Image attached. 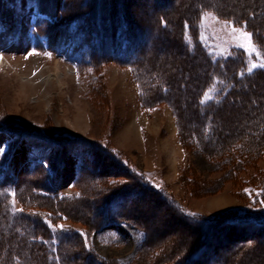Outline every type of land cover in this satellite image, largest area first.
Instances as JSON below:
<instances>
[{"label":"rangeland","instance_id":"obj_1","mask_svg":"<svg viewBox=\"0 0 264 264\" xmlns=\"http://www.w3.org/2000/svg\"><path fill=\"white\" fill-rule=\"evenodd\" d=\"M162 1L41 0L47 12H39L35 0H0V38L4 32L10 43L1 54L0 67V134L9 137L0 154L4 170L0 175V189H4L0 190V264H5L13 254L7 253L17 249V244L25 248L26 255L40 253L39 246H31L29 236L20 237L11 230L15 213H47L32 203L34 208L25 206L33 192L28 197L26 191L22 193L24 188H19L33 159L44 165L34 176L39 185L52 181L60 198L75 199V204L70 202V211L64 210L71 216L61 215L58 226L73 229V235L76 232L84 246L109 264H186L188 255L199 244L205 245L203 257L190 264H223V260L225 264H264V227L260 230L246 220L248 211L264 209V136L241 133L247 117L235 109L228 110L225 126H221L224 120L219 117L217 124L220 122L222 128L218 134L213 133L214 138L211 135L213 144L207 146L204 135L208 136L210 129L204 130V135L197 130L188 137L183 134L187 127L199 129V113L191 103L189 90L180 95L174 91L173 102L154 101L162 85L168 87L164 77L169 72H174L172 77L180 82L187 76L189 88L195 81L193 90L205 82V56L198 55L197 59V54H191L188 58L189 51L195 48L192 37L200 40L215 63L236 59V51H242L248 69L253 62L264 60V52L252 37L261 57H250L232 37L231 24L235 23L213 10L203 11L193 24L194 32L188 22H183L186 45H181L176 31L171 32L169 27L156 30L155 13L168 8L169 0ZM211 1L219 0H174L172 7L177 6L179 11L183 4L186 13H192ZM229 1L233 5H251L252 0ZM261 1L260 10H264V0ZM119 12L133 19L130 32L137 41H147L149 27L154 28V34L158 32L154 52L143 63V68L150 67L152 71L147 73L131 65L128 60L132 55L121 62L108 59L112 36L98 43L102 26L111 33ZM75 17H81L78 27L70 23ZM176 18L177 14L172 15L169 22L174 23ZM38 19L41 31L34 24ZM97 23L102 24L101 30ZM91 50L104 54L103 59H91ZM57 72L60 81L52 75ZM49 76L53 79L48 80ZM202 92L203 101L206 93L212 98L215 94L212 88ZM260 97L264 96L259 94L257 98ZM15 132L21 134L24 144L13 147ZM36 143L54 149L50 153L53 164L48 165L40 157L43 147L33 145ZM78 165H84L83 180L75 186ZM130 174L136 178H130ZM137 178H142L154 192L137 190ZM156 191L187 217L211 221V232L208 236L205 233L207 239L197 229L189 228L177 211L165 206ZM111 194L123 197L120 212L126 219H110L88 230L90 216L99 213L100 202ZM144 247L149 249L145 251Z\"/></svg>","mask_w":264,"mask_h":264},{"label":"trees","instance_id":"obj_2","mask_svg":"<svg viewBox=\"0 0 264 264\" xmlns=\"http://www.w3.org/2000/svg\"><path fill=\"white\" fill-rule=\"evenodd\" d=\"M28 1H33V0H28ZM35 1L39 12H47V10L42 5L41 0H35ZM171 1L172 0L168 1V5L170 6L168 5L166 6L167 3H165L164 6L168 7L166 8V10L162 12L158 11L155 13V18L157 20L156 26L158 27V29L156 30L164 31L169 27L171 32L176 31L179 37L178 40L180 41L181 45H186L185 42H183V40H185L184 23L188 22V24L191 25L190 29L194 32L195 28L193 27V24L199 21L200 15L203 13V11L213 10L216 11L218 15H220V17L233 21L236 25L245 26V22H246V28L253 33V39L255 41V44L257 45L259 50H263L264 52V10L263 9L260 10L261 7H263L261 6L262 4L261 0H252L251 5L248 3L247 5L243 4L245 6L240 5L239 3L233 5L231 4L232 2H230L229 0H219L217 1V3H213L212 1L204 2V4H201L197 7V11L195 12L191 11L192 13L189 12L186 13V9L182 7L183 4L181 5V8H179L180 10L178 11L177 6L172 7L173 6L172 2H174V0L172 2ZM174 14H177V18L175 19L176 23L169 22L172 18V15ZM117 15L120 16V18H118V21L115 25L113 26L111 25V33L110 32L107 33L108 30L102 26L103 34L104 31L106 33L105 35L99 34L98 43L100 42L102 43L103 38L108 37L109 35L112 36L111 37L112 47L108 52L109 55L107 58L108 59L113 58L114 60L121 62L125 60V57L132 55L133 57H131V59L128 60V62H131V65L137 66L147 73L152 71V68L150 67H149L150 69L143 68L144 67L143 63L147 60L146 56L149 55V53L152 54L154 52L153 51L155 48L154 46L159 40L158 36H156L158 32L154 34L152 32L154 28L149 27L148 28L149 31H147V33L149 32L148 33L149 37L147 41L146 42L137 41L139 39L134 38L130 32V26L132 27V25L134 24L131 15H130L131 19L125 18L126 16L125 13L121 14V12H119ZM257 15L259 16V18L255 19L254 17H256ZM122 17L124 18L122 19ZM80 18L75 17L74 20L70 23L75 24V26L78 27L77 22ZM44 23L45 22L43 21V24ZM170 23L172 24V26ZM34 24H36L37 28L40 31L42 30V24L40 23L39 19L36 20ZM97 24H99V26L97 25V27L101 30L102 24L100 23ZM37 32L38 31H36L35 34L39 33ZM40 33L43 34L44 32L43 33L40 32ZM192 39L194 40L195 48L192 49L194 50L192 53L189 51L188 58L191 59L192 56L191 54L194 55L197 54V56L198 55L205 56L206 59L203 58L204 59L203 66L205 65L204 66L205 69L203 72L204 74L203 79L205 82L202 80V83L204 82L203 85L202 86L197 85V88L193 90L191 88H194L193 83L195 81L192 82V85L190 86L191 88H189L190 83L186 84L188 82L187 76L185 77L186 81L180 82V79H178L177 77H172V75H174V72L173 73L169 72L168 75L164 77L165 79L163 78L166 84H169L168 87H166L167 85H162V88L157 93L158 95L155 96L156 99L154 98L155 99L154 101L160 99L163 101L167 100L168 102L169 101L173 102L175 99L174 91L177 93V95H180L182 93H187L189 90L188 94L192 97V98L190 97L191 103L195 105L194 108L199 113V117H198L199 129H197V126L195 127L191 126V127H187V129L184 128L185 130L183 131V125L179 124V126L183 131V134L186 135V137H188L189 134L191 136L194 132H196V130L198 132H203L204 135L205 132L204 130L210 129L209 130L210 134L208 136L204 135V139H206L205 145L207 146L208 145L211 146L213 144V142L210 139L211 135L214 138L213 133H215V135L218 134V129H220V127L223 125L225 126L226 124L225 118L227 117L226 116L227 114H225V112H227L228 110L235 109L237 110V112H240L242 115L247 117L248 122L243 123L240 127L241 129L239 128L240 131H242L241 133L251 136L252 135L260 136L258 134L264 136V97L257 98L259 94H261V96H264V68H259L253 70L252 72H248L246 57L242 51H236L237 52L236 59L234 57H230L233 60H230L229 62L227 60L225 62L224 60L223 62L222 60L221 61L219 60V62L215 63L212 59V55L208 52V50L205 47L201 45L200 40H198V38L195 37L194 38L192 37ZM95 52H96L95 50L90 51V55H92L91 59H95V57L97 56H101L98 57L97 60H99V58L103 59L102 56L104 54L98 55ZM199 56L195 58L198 59ZM161 76L162 75L159 73V78L162 80ZM205 88H210V89L212 88L213 91L215 92L214 97L208 102L205 101L202 102L203 101L202 90ZM259 100L261 102L263 101V103L261 104ZM219 117H222L224 120L222 125L219 122V125L221 126L217 124V119ZM15 133L16 135H14L15 138L14 141L12 142V146L14 147L16 146V144L17 146L19 144H24L23 137L21 136V134L17 132ZM199 139H201L200 136ZM42 144L40 143V145H38L36 143L33 145H35L36 147L39 146L43 147L42 153L43 154L45 153V155L41 154L40 157H43L45 159V163L51 165L53 164V160L51 159L50 156L52 148L49 146H41ZM53 150L54 149H52V152ZM33 160L34 162L28 165L27 172L24 176V178L26 179L24 180L23 178V180L22 179L20 180L19 188L20 189L21 187L24 188L23 190L21 189L22 193L26 191L24 194L27 195L28 197L30 196L32 197L30 193L33 192V197L25 204V206L28 205L27 207L29 208H34L33 205L40 208L42 207L41 209L44 210L46 209L47 213L39 214L37 212H31L30 210H29L31 212V213L29 212L30 214L15 213L13 215L14 217L11 224V230L14 229L15 232H17V234H20V237L29 236L31 238L30 240L31 246L33 247L39 246L37 248V252L39 251L40 253L41 252L42 253L41 254L39 253V255L35 254L33 256H29L31 254L26 255L25 248H23L21 244H17L18 245L17 249H15L13 252L7 253V254H11V253L13 254L9 255L8 259L6 258L5 264H109L110 262H106L103 259L98 258V256H95V254L88 249V246L86 245L84 246L85 243L84 244L82 243V238L79 237L75 231L73 235L71 231L73 229L71 228L60 229V227L58 226V222L61 221L60 216L61 215L71 216L70 213H69L70 215L65 213L67 211L65 209H68V211H70L72 205L75 204L73 203L75 202V199L60 198L59 195L56 194V190L54 188L55 186L52 181L51 182L49 181V183H45L44 185L43 183H40L39 185L38 181L34 179V176L37 175L42 168L44 169V165H42V163H40L38 159H33ZM52 168L55 169L54 166H52ZM56 172L58 171H55V173ZM83 172H84V165L83 166L78 165L77 176L74 183L75 186L79 184L80 181L82 182ZM48 177L52 178L53 176L48 175ZM129 177L136 178L132 174H130ZM26 181L29 184L28 187L25 184L27 183ZM136 183H138L136 185V188L139 191L142 190L153 191L150 185H147L142 178H140ZM0 190L1 191L4 190L2 186ZM158 193L165 202V206L172 208L174 211H177L183 217V218L181 217V220H183L184 223L186 222V224H189L190 228L197 229L198 233L199 234L201 233L203 239H207L208 234L211 232L209 230L210 227H212L210 224L212 223L211 221H207V220L201 221L199 219H194V218L191 219L187 217L182 212V210L176 204H174L168 197L162 195L160 192ZM121 201H123V197L120 196L118 198L116 194H114V197L112 194L104 197L103 201L100 202L101 205L99 208V213H95V216L93 217L90 216V219L87 222L88 230L96 228L97 226H102L106 221L110 219H126V217H124L123 214H121L120 212L123 206L122 205L123 202L121 203ZM70 202H72L73 204ZM31 203L33 204L32 206H30ZM64 204L67 206L64 207ZM104 206L109 208L104 209ZM246 214H247L246 220H248L252 224H255V226H257L259 229H262L261 227L264 226V209L256 212L248 211ZM230 223L237 224L238 222L237 223L230 222ZM205 233H207V236L205 235ZM78 238L80 239L77 240ZM75 240L77 241L74 242ZM72 244L73 246L71 247ZM198 244L199 241L196 243V246L199 245L200 246L198 247V249L192 251V253L188 255L189 259L186 261V264H190L196 261V259H200V257H203L202 254H204L205 245L201 246V244L199 245ZM20 249L23 251H18ZM144 249L146 251L149 248L144 247L143 250ZM65 253H67L68 255H65ZM208 257L211 258V256L209 255ZM75 260L79 261V263H74ZM220 262L222 261H219V263ZM222 263L225 264V260H223ZM181 264H185V262H182Z\"/></svg>","mask_w":264,"mask_h":264},{"label":"snow or ice","instance_id":"obj_3","mask_svg":"<svg viewBox=\"0 0 264 264\" xmlns=\"http://www.w3.org/2000/svg\"><path fill=\"white\" fill-rule=\"evenodd\" d=\"M228 23V22H226ZM246 22L245 26L243 27H236L235 24H231V33L233 39L237 40L239 42V46L246 49L248 52V55L251 57L255 55L256 57H261V51L257 49V47L253 44V33L250 31H246ZM264 68V60L261 62H253L252 66L247 69L248 72H252L254 68ZM212 97L209 94H205L204 101L211 100ZM202 101V102H204ZM5 151V146L3 144H0V154H3ZM262 204H264V201H261ZM60 229H63V225L59 226Z\"/></svg>","mask_w":264,"mask_h":264},{"label":"bare ground","instance_id":"obj_4","mask_svg":"<svg viewBox=\"0 0 264 264\" xmlns=\"http://www.w3.org/2000/svg\"><path fill=\"white\" fill-rule=\"evenodd\" d=\"M0 41H1V39H0ZM4 50H6V48H4V45H2L1 44V42H0V67H1V64H2V53H3V51ZM59 65L57 64L56 65V67H58ZM47 72V71H46ZM53 76H55V79L57 80V81H60V76H59V73L57 72V73H55V74H52ZM53 78H51L50 79V76L48 77V80H52ZM52 82V81H51ZM170 138V137H169ZM8 138L6 137V136H4V135H2V134H0V144H3L4 146H5V149H6V147H7V142H8ZM225 149V148H224ZM226 150H227V148H226ZM64 153V152H63ZM211 153H212V151H211ZM217 153V152H216ZM219 153H222V152H219ZM219 153H217L218 155H219ZM213 154V153H212ZM64 155V154H63ZM210 156V155H209ZM212 156V155H211ZM106 159V158H105ZM210 159V158H209ZM64 160V159H63ZM63 162V161H62ZM61 163V162H60ZM99 165V164H98ZM100 166H101V164H100ZM111 166V165H110ZM61 170V169H60ZM59 170V171H60ZM58 171V172H59ZM62 172V171H61ZM144 187V186H143ZM142 187V188H143ZM145 188V187H144ZM148 189V188H147ZM132 213V212H131ZM247 226V225H246ZM237 227V226H236ZM264 227V226H263ZM263 227H261V228H263ZM190 228V227H189ZM188 229V228H187ZM186 229V230H187ZM195 230V229H194ZM257 230V229H256ZM261 230V229H260ZM250 233V232H249ZM254 233V232H253ZM193 234V233H192ZM252 234V233H251ZM260 241V240H259ZM255 242V241H254ZM264 242V241H263ZM256 243V242H255ZM258 243H261V241L260 242H258ZM260 245H263V244H260ZM259 245V247L261 248V246ZM157 246H158V244H157ZM247 246V245H246ZM256 247H257V245H256ZM263 247H264V245H263ZM262 247V248H263ZM156 248V247H155ZM261 248V249H262ZM259 249V248H258ZM239 251V250H238ZM260 251V250H259ZM234 252V251H233ZM239 252H241V251H239ZM236 253V252H235ZM238 253V252H237ZM262 253V252H261ZM233 254V253H232ZM260 254V253H259ZM226 256H227V254H225ZM263 255H264V253H263ZM262 255V256H263ZM225 256V257H226ZM256 256V255H255ZM258 256V255H257ZM261 257V256H260ZM264 257V256H263ZM230 259H232V258H230ZM246 259V258H245ZM255 259V258H254ZM263 260V259H262ZM248 262V261H247ZM251 262V261H250ZM254 262V261H253ZM260 263V262H259ZM258 263V264H259ZM250 264V263H249ZM253 264V263H252ZM261 264H262V262H261Z\"/></svg>","mask_w":264,"mask_h":264}]
</instances>
